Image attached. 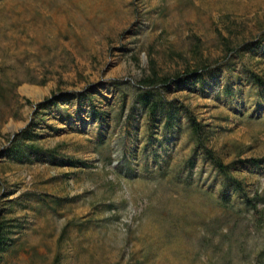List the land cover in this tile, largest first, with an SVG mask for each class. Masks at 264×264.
<instances>
[{"label":"rangeland","instance_id":"obj_1","mask_svg":"<svg viewBox=\"0 0 264 264\" xmlns=\"http://www.w3.org/2000/svg\"><path fill=\"white\" fill-rule=\"evenodd\" d=\"M152 70L201 79L156 89L152 116L137 103ZM252 75L264 0H0V220L17 226L0 264H264ZM188 116L256 210L195 151Z\"/></svg>","mask_w":264,"mask_h":264},{"label":"trees","instance_id":"obj_2","mask_svg":"<svg viewBox=\"0 0 264 264\" xmlns=\"http://www.w3.org/2000/svg\"><path fill=\"white\" fill-rule=\"evenodd\" d=\"M190 79L194 82L199 81L201 79V74H199L198 71H195L186 74H178L174 77H159L155 71L152 70V73L149 76L142 78L137 82L139 87L137 103L141 105L146 111H148L150 115L155 116L156 113L164 111L166 105L163 97H161V93L159 92L156 94L155 90L158 88H168L173 83L181 84L185 81H189ZM251 79L258 88L264 90L263 79L255 75H252ZM57 103V97L56 95H53L51 99H47L46 101L37 105L36 109L42 110L46 105H56ZM170 114H167L168 118H171ZM188 122L192 137L194 138L196 144L195 151H200L201 153L198 155H200L204 161L211 164L216 172L221 175L222 184L224 187L232 190L248 208L256 210V203L254 202L257 199L256 196L253 198V200L247 196L243 184L232 175L230 170L231 167L224 165L221 160L205 146L201 127L190 116H188ZM32 135L33 134L28 133L27 130H24L17 134L14 140H11L8 150L11 159H14L15 161H21L27 150L29 151V149H33L31 146L24 145V141H27ZM195 155L196 154H193V156ZM193 158L190 160L192 165L195 163ZM251 162L255 165L258 163L257 160H251ZM223 197V199L226 200L225 196ZM16 228L17 226L15 224H6L4 221L0 220V260L2 255L6 252L7 248L13 241L11 234L14 231L13 229Z\"/></svg>","mask_w":264,"mask_h":264}]
</instances>
